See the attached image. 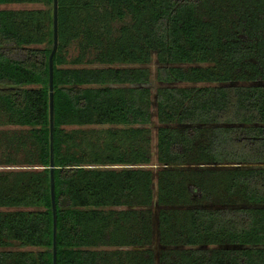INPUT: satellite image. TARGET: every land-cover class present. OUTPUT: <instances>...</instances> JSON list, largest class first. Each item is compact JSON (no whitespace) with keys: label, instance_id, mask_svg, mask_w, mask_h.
Masks as SVG:
<instances>
[{"label":"trees","instance_id":"trees-1","mask_svg":"<svg viewBox=\"0 0 264 264\" xmlns=\"http://www.w3.org/2000/svg\"><path fill=\"white\" fill-rule=\"evenodd\" d=\"M13 3L42 7L0 9V125L25 128L0 131V264H52L53 0ZM52 76L56 264H264V0H57Z\"/></svg>","mask_w":264,"mask_h":264},{"label":"rangeland","instance_id":"rangeland-1","mask_svg":"<svg viewBox=\"0 0 264 264\" xmlns=\"http://www.w3.org/2000/svg\"><path fill=\"white\" fill-rule=\"evenodd\" d=\"M42 5L40 4H30V3H13V4H7V5H0V9H13V10H22V9H36V8H41ZM78 49L76 44H72L69 48V52H68V59L69 61L75 57L77 55ZM68 65H71L70 63ZM90 64H86V66H88ZM150 69H151V76H150V85L152 87V91L156 88L157 86V82L155 80V66H156V62L153 59L150 63ZM155 116H153L152 121L153 124L149 127H147V137H148V142L147 143H140L141 139H140V145H143V148L147 149L150 151L151 153V158L153 159V164H148V165H142L140 167H149L151 169H153L154 171L158 169V166L155 165V159H156V130H155ZM110 125H87V126H80V127H76V126H65L63 127L65 131H70L72 129H79L82 130L86 135H89L92 133V131H97V132H101L104 129L109 128ZM120 128L124 127V126H118ZM13 129H25V128H19L18 126H11V125H0V131L3 133L12 131ZM90 133V134H89ZM129 145V141L125 140L123 141V143L119 146V150H126L128 148ZM2 149V148H1ZM86 149V148H84ZM1 152V150H0ZM189 167L192 166L194 168L197 169H201L204 167H208L211 165H207V164H191V165H183V167ZM112 167H121L119 165H114ZM123 167V166H122ZM125 167V166H124ZM155 183V181H154ZM200 202V201H197ZM152 249H154V251L157 250L158 248V244L157 241L154 240V242L152 243ZM12 249H17V250H31V251H36L38 248L36 247H31V246H21L19 244H16L12 247ZM106 250L111 249V247L109 248H104ZM114 249V248H113Z\"/></svg>","mask_w":264,"mask_h":264},{"label":"water","instance_id":"water-1","mask_svg":"<svg viewBox=\"0 0 264 264\" xmlns=\"http://www.w3.org/2000/svg\"><path fill=\"white\" fill-rule=\"evenodd\" d=\"M52 21H53V38L52 49L48 57V69H49V153H50V199L52 209V264H56V209H55V197H54V175H53V56L57 49V0H53L52 8Z\"/></svg>","mask_w":264,"mask_h":264}]
</instances>
